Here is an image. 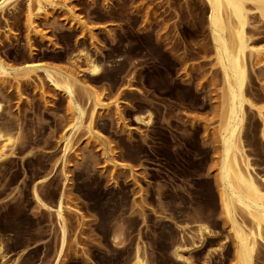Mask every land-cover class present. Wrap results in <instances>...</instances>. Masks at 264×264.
Wrapping results in <instances>:
<instances>
[{
	"label": "rangeland",
	"instance_id": "obj_1",
	"mask_svg": "<svg viewBox=\"0 0 264 264\" xmlns=\"http://www.w3.org/2000/svg\"><path fill=\"white\" fill-rule=\"evenodd\" d=\"M52 1L55 7L36 15L39 33L27 28V0L0 10V58L14 68L37 63L79 72L105 105L94 123L100 138L85 127L73 132L75 110L42 70L19 84L0 77V133L11 138L0 157V264H56L62 191L68 234L59 264H130L137 245L147 264H233L232 255H222L226 240L233 245L217 193L223 79L206 3ZM247 31L262 50L248 60L246 92L264 108L259 14L250 15ZM82 85L75 97L86 106V124L92 102ZM245 113L242 143L264 177V126L255 109ZM64 136L72 145L65 168ZM34 189L53 209L36 202ZM200 224L214 235L180 259L176 248L197 240ZM257 243L254 264H264V244Z\"/></svg>",
	"mask_w": 264,
	"mask_h": 264
},
{
	"label": "bare ground",
	"instance_id": "obj_2",
	"mask_svg": "<svg viewBox=\"0 0 264 264\" xmlns=\"http://www.w3.org/2000/svg\"><path fill=\"white\" fill-rule=\"evenodd\" d=\"M17 1L0 0V10L6 5ZM203 1L208 8L207 20L210 38L223 79V90L221 93L222 110L220 115L221 159H219L220 163L218 166L217 193L220 211L223 214L225 224L229 227L230 235L228 239H232L233 245L230 250L227 246L228 240H226L222 246V255L226 260L229 255H232L233 264H254L255 250H257L256 244L258 245V241L264 244V177L256 172L250 156L246 153L241 133L246 115V106L258 112L264 126V108L253 104L246 92L248 60L252 59L262 50L259 45L255 44L253 37L248 33L247 26L249 25L252 13L259 14V17L264 20V0ZM32 2L37 4L35 11L32 10ZM46 5L55 7L56 4L52 0H27V28L29 30L31 29L32 31L34 29V32H38L36 31L38 28H36V15L45 11ZM64 6L67 8V12H70L72 18L77 19L78 16L73 7L66 3ZM77 20L82 23V26H85L81 18L78 17ZM86 31L90 32L91 30L86 29ZM86 58L87 69L92 75H96L98 73V66L90 58ZM37 70L43 71L45 78L48 79L56 91L67 96L69 107L75 110L77 115L75 123L72 126L73 132L81 127H85L88 134L90 133L93 137L100 138L98 133L95 132L94 123L98 114L97 111L104 103L90 88L82 85L83 82L78 76L79 72L37 63H26L20 68H14L6 65L0 58V77L11 76L18 84L21 81V77H30V74L37 73ZM79 84L82 85L88 100L92 102L91 112L86 124L83 122L86 106L81 105L75 97V89ZM18 88L19 85H17ZM119 102V99L115 101L117 110H119ZM136 118L140 117L136 116ZM10 141V137H6L0 133V142L3 143L2 148H0V157L7 145L6 143ZM63 143L64 149L61 161H63L62 164L65 168L67 155L72 150L69 136L63 137ZM121 166L124 165L122 164ZM65 175V180H68L66 172ZM37 192L34 189L33 197L36 202L45 209H53L41 199ZM64 198L65 192L62 191L55 209L61 230V246L57 252L56 264L59 262L61 254H63V247L67 239L66 235L68 234L67 219L65 217V212L68 208L65 209ZM197 231V240L193 239L191 245H179L176 248V254L180 259L183 257V252L186 249L199 250L203 248L205 240L214 235L213 231L205 224H200ZM142 252V247L137 245L134 251V259L130 264H147L145 258L142 256ZM185 260L188 264H193L189 258H185Z\"/></svg>",
	"mask_w": 264,
	"mask_h": 264
}]
</instances>
